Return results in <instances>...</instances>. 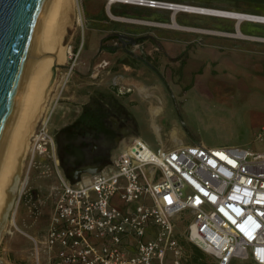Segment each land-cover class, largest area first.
<instances>
[{
    "label": "rangeland",
    "instance_id": "374dc122",
    "mask_svg": "<svg viewBox=\"0 0 264 264\" xmlns=\"http://www.w3.org/2000/svg\"><path fill=\"white\" fill-rule=\"evenodd\" d=\"M161 1L216 9H239L243 3L241 9L249 11L258 5L257 0ZM74 3L60 16L54 58L44 64L48 79L39 91L41 104L24 133L17 161L19 195L22 188L25 195L20 201L18 195L12 222L7 217L0 233V264H47L42 241L52 189L60 178L81 179L104 167L132 137L152 151L177 148L180 141L264 151V43L218 34L234 33L229 19L177 11L173 19L180 29L168 26L171 10L107 0ZM47 104L52 146L32 157L29 142ZM152 105L159 107L153 117ZM98 138L108 149L92 160L90 144ZM190 219L187 212L171 219L183 245V264H191L192 243L184 233ZM163 264H171L169 254ZM230 264L251 263L235 259Z\"/></svg>",
    "mask_w": 264,
    "mask_h": 264
},
{
    "label": "built area",
    "instance_id": "2783aa9c",
    "mask_svg": "<svg viewBox=\"0 0 264 264\" xmlns=\"http://www.w3.org/2000/svg\"><path fill=\"white\" fill-rule=\"evenodd\" d=\"M122 1L173 10L155 0ZM47 110L32 157L52 146ZM51 197L47 264H163L168 254L183 264L171 219L185 212L186 239L213 264H264V151L200 143L152 151L136 136L99 171L76 182L60 178Z\"/></svg>",
    "mask_w": 264,
    "mask_h": 264
},
{
    "label": "water",
    "instance_id": "95a60500",
    "mask_svg": "<svg viewBox=\"0 0 264 264\" xmlns=\"http://www.w3.org/2000/svg\"><path fill=\"white\" fill-rule=\"evenodd\" d=\"M50 2L0 0V167L35 60L43 54L39 39Z\"/></svg>",
    "mask_w": 264,
    "mask_h": 264
},
{
    "label": "bare ground",
    "instance_id": "6f19581e",
    "mask_svg": "<svg viewBox=\"0 0 264 264\" xmlns=\"http://www.w3.org/2000/svg\"><path fill=\"white\" fill-rule=\"evenodd\" d=\"M74 2L75 0H51L47 15L42 25L39 43H40V50L43 54L35 60L30 77L28 79L25 98L21 110L19 112L17 121L10 135L9 142L0 167V233L3 230L5 222L7 220L4 219L6 218L7 210H8L7 222L8 221L12 222V215H13L12 207L16 204V199L18 198L21 185L23 184L22 180H20L19 177L20 163L17 160H18V155L21 152L22 144L25 143V139H23V137H25L24 133L27 132V127L29 126L31 117L34 116L35 108L37 110V108L41 104V102L39 103L40 99H38L40 97L39 91L41 86L48 79V76L46 75V71L43 72V69L46 68L44 64L45 63L48 64L52 62L54 58L53 55L55 54V50L57 47V42H58L57 36L59 35V28L60 25L63 23V19L61 22V17H63V14L64 15L67 14L69 12L68 10L71 9V7L73 8V5L75 4ZM120 2L123 3L122 0ZM107 4L111 5L112 2L107 0ZM165 4H167L168 6L169 5L173 6V10L177 9L192 14L193 13L202 14V15L208 14L211 16L215 15V16H222L227 18H234V19L238 18L242 20H248L250 22L253 21V22L264 23V16H259V15H249L242 13L235 14L234 11L227 12V11H216V10H205L203 8L186 6V5H175L171 3H165ZM69 53H70V48L65 53V60ZM67 74L68 72H66V75ZM49 105L48 104L46 105V109L49 108ZM149 111L152 114L157 115L159 111V107H155L152 105L149 108ZM34 138H36V131L31 137V140L29 142L30 144L33 142ZM27 176H28V169H26L25 179L27 178ZM22 191L23 188L21 190V193Z\"/></svg>",
    "mask_w": 264,
    "mask_h": 264
},
{
    "label": "crops",
    "instance_id": "0c3cea01",
    "mask_svg": "<svg viewBox=\"0 0 264 264\" xmlns=\"http://www.w3.org/2000/svg\"><path fill=\"white\" fill-rule=\"evenodd\" d=\"M155 1L165 2V3H171V4H175V5H186V6H192V7H199V8H203L205 10L227 11V12H233L234 11L235 14L242 13V14H249V15L264 16V0H257L258 5L256 6L255 11H249L250 9L248 10L246 8L245 9H241L245 5L243 3L241 4V7L239 9H234V8H231V9H216V8H209V7H204V6L193 5V4H183V3L167 2V1H161V0H155ZM252 1L253 0H251V3H253ZM115 4H124V3H115ZM125 5H128V4H125ZM132 6H135V5H132ZM136 7H144V6H136ZM145 8H149V7H145ZM151 9H153V8H151ZM154 9L163 10V9H166V8H154ZM166 10H170V9H166ZM171 11H172V14H171V16H172V18H171L172 19V22L168 26L169 27H172L171 25L175 24L178 28L184 29L181 26H179L178 24H176V22L173 19L174 14H176L177 11H181V10H177L176 9V10H171ZM181 12H184V11H181ZM185 13H189V12H185ZM190 14H192V13H190ZM192 15L211 16V15H208V14L202 15V14H197V13H193ZM212 16L218 17V18H223V19H229V20H232V21L235 22V30H234V33H231V34L230 33H218V34H220V35L229 34L231 36H235V37H239V38L257 39V40L261 41L262 43H264V23H261V22L260 23L259 22H253V21L250 22L248 20H242V19H238V18L237 19H234V18H227V17L215 16V15H212ZM120 18H124V17H120ZM125 19L134 20V21H137L138 23L145 22L143 24H149V22H147V21L136 20V19H131V18H125ZM243 23H245L244 25H246V28L244 26L243 27L241 26V25H243ZM251 23L257 25L256 26V29H253V27L255 28V25L254 26L249 25ZM172 28H176V27H172ZM186 30H189V29H186ZM255 36H257V37H255ZM256 69L259 70L260 68H256ZM260 70H264V66H262ZM149 113L151 114L152 117L155 116L150 111H149ZM151 121H153V120H151ZM189 144H191V143H189ZM182 145H183V142L182 141H180L178 144H176L177 147L178 146H182Z\"/></svg>",
    "mask_w": 264,
    "mask_h": 264
},
{
    "label": "flooded vegetation",
    "instance_id": "af4514ba",
    "mask_svg": "<svg viewBox=\"0 0 264 264\" xmlns=\"http://www.w3.org/2000/svg\"><path fill=\"white\" fill-rule=\"evenodd\" d=\"M97 143V147L95 146V144ZM91 146L90 147H92L90 150H91V158L90 159H92V160H94V159H97L98 158V156L100 155V156H102V153L104 152V151H106L107 149H108V144L102 139V138H98L97 140H95V141H91V144H90ZM89 147V148H90ZM88 148H86L84 151H83V153H85V151L87 150ZM83 159V158H82ZM89 159V160H90ZM89 160H85V162L86 161H89Z\"/></svg>",
    "mask_w": 264,
    "mask_h": 264
},
{
    "label": "trees",
    "instance_id": "16d2710c",
    "mask_svg": "<svg viewBox=\"0 0 264 264\" xmlns=\"http://www.w3.org/2000/svg\"><path fill=\"white\" fill-rule=\"evenodd\" d=\"M190 257L191 264H207L204 260L202 251L194 244H192V252Z\"/></svg>",
    "mask_w": 264,
    "mask_h": 264
}]
</instances>
